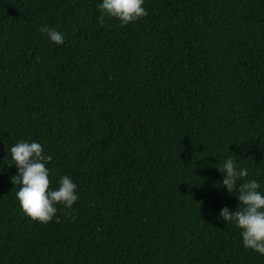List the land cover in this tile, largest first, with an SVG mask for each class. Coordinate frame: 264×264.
<instances>
[{"label": "trees", "instance_id": "trees-1", "mask_svg": "<svg viewBox=\"0 0 264 264\" xmlns=\"http://www.w3.org/2000/svg\"><path fill=\"white\" fill-rule=\"evenodd\" d=\"M101 3L0 0V264H264L218 171L264 193V0H145L124 27ZM21 141L77 185L59 223L20 207Z\"/></svg>", "mask_w": 264, "mask_h": 264}, {"label": "clouds", "instance_id": "clouds-1", "mask_svg": "<svg viewBox=\"0 0 264 264\" xmlns=\"http://www.w3.org/2000/svg\"><path fill=\"white\" fill-rule=\"evenodd\" d=\"M145 0H102L101 15L98 23L103 27L105 17L117 20L121 27L134 24L148 16ZM39 31L48 36L56 45H63L65 38L59 32L47 25ZM11 159L18 168L12 183L19 185L16 198L26 216L34 222L47 225L53 220L59 223L58 212L72 210L79 200L76 183L70 176H61L58 187H51L49 169L46 165L52 156L47 154L42 144L38 142H18L10 149ZM218 171L224 174L222 186L233 194L238 191L239 207L230 211L224 207L220 211V219L234 224L242 236V244L246 249L264 256V193L255 179H248L247 168H237L235 159L227 158Z\"/></svg>", "mask_w": 264, "mask_h": 264}]
</instances>
